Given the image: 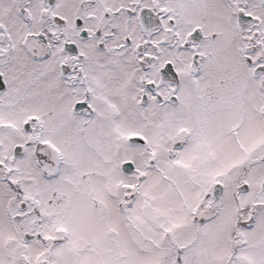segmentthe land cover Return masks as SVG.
Segmentation results:
<instances>
[{
	"label": "snow or ice",
	"instance_id": "obj_1",
	"mask_svg": "<svg viewBox=\"0 0 264 264\" xmlns=\"http://www.w3.org/2000/svg\"><path fill=\"white\" fill-rule=\"evenodd\" d=\"M0 264H264V0H0Z\"/></svg>",
	"mask_w": 264,
	"mask_h": 264
}]
</instances>
